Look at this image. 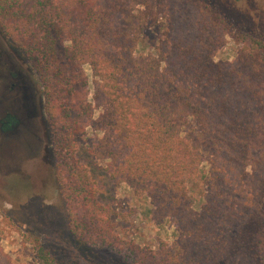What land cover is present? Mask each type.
<instances>
[{
  "label": "trees",
  "instance_id": "1",
  "mask_svg": "<svg viewBox=\"0 0 264 264\" xmlns=\"http://www.w3.org/2000/svg\"><path fill=\"white\" fill-rule=\"evenodd\" d=\"M0 33L38 79L80 246L129 264H264V38L233 31L203 0H0ZM227 39L234 58L216 62ZM86 129L89 155L148 200L171 243L153 249L118 229L78 156ZM191 185L202 187L198 209Z\"/></svg>",
  "mask_w": 264,
  "mask_h": 264
},
{
  "label": "rangeland",
  "instance_id": "2",
  "mask_svg": "<svg viewBox=\"0 0 264 264\" xmlns=\"http://www.w3.org/2000/svg\"><path fill=\"white\" fill-rule=\"evenodd\" d=\"M203 1L220 13L233 31L264 38V0ZM153 35L149 32L144 37L137 54L150 51L144 42H149ZM0 42L17 63L25 66L31 87L35 89L38 109L43 111L40 85L30 62L1 33ZM237 48L231 39H227L216 53L215 61H232ZM84 71L91 80L89 67L85 66ZM43 114L41 119L33 122L34 131L26 134V166L0 159V264L6 261L8 264H129L130 259L124 253L82 247L70 234L65 207L56 184L55 162ZM95 140L94 132L86 129L77 141L78 156L97 182L101 202L115 209L118 229L137 244L153 249L161 241L171 243L174 228L167 222L160 225L153 222L148 200L134 197L125 184L109 180L103 163L89 155ZM6 148H0V154L6 153ZM29 151L33 156L28 155ZM22 171H26V180L19 179ZM10 172L11 177L7 176ZM201 190L200 186H190L196 199L195 209L199 208Z\"/></svg>",
  "mask_w": 264,
  "mask_h": 264
},
{
  "label": "flooded vegetation",
  "instance_id": "3",
  "mask_svg": "<svg viewBox=\"0 0 264 264\" xmlns=\"http://www.w3.org/2000/svg\"><path fill=\"white\" fill-rule=\"evenodd\" d=\"M30 88L25 66L17 63L0 42V148L8 147L4 150L6 153L0 154V159L15 161L16 165L26 166V134L34 131L33 122L44 113L38 109V100L34 99ZM31 154L29 151L28 155L33 156ZM8 175L11 177V172ZM19 179L26 180V171H22Z\"/></svg>",
  "mask_w": 264,
  "mask_h": 264
},
{
  "label": "water",
  "instance_id": "4",
  "mask_svg": "<svg viewBox=\"0 0 264 264\" xmlns=\"http://www.w3.org/2000/svg\"><path fill=\"white\" fill-rule=\"evenodd\" d=\"M30 92L33 93V95H34V99L36 100L37 97H36V95H35V89L31 87V88H30Z\"/></svg>",
  "mask_w": 264,
  "mask_h": 264
}]
</instances>
